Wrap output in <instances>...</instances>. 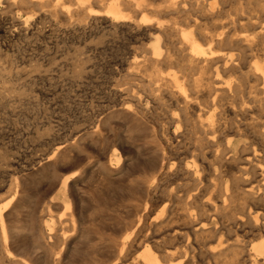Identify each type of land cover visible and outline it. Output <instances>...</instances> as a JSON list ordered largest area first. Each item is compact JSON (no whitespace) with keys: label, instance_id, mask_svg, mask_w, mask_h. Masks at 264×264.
<instances>
[{"label":"bare ground","instance_id":"1","mask_svg":"<svg viewBox=\"0 0 264 264\" xmlns=\"http://www.w3.org/2000/svg\"><path fill=\"white\" fill-rule=\"evenodd\" d=\"M4 1L8 6L29 9L21 16L24 25L41 13L74 28H131L153 41L151 46L143 43L129 61L127 78L140 79L143 90L149 95L156 92V100L164 107L165 119L156 129L158 154L154 156L161 157L160 171L140 184L145 193L152 188L159 195L143 210L134 207L133 218L122 235L111 238L105 247L114 258L109 264H198L197 252L214 264H264V149L251 140L240 147L242 153L247 151L244 157H226L233 151L235 137L245 136L243 130L247 128L241 130L237 124L227 129L229 116H233L230 126L235 121L250 120L247 125L264 140V0ZM137 91L133 98L139 101ZM129 109L124 108L130 116L136 115ZM102 130L97 125L90 134L99 138ZM187 133L198 144L193 147L191 161L184 163L175 158L178 149L173 144ZM75 144H57L46 155L45 166L56 170ZM202 144L211 149L209 156ZM125 157V152L119 154L113 149L104 170L116 174ZM240 159L243 163L238 162ZM75 162L68 168L77 167ZM251 172L257 176L248 178ZM81 176L75 172L72 177L50 178L48 188L41 192L32 189L34 177H16L5 183L0 180L4 183L0 191L6 188L0 192V264H75L74 256L80 251L76 246L83 234L82 228L78 231L76 215L70 213L71 189ZM59 187L63 188L62 203H56L53 196ZM33 198L37 207L24 229L25 242L18 216ZM53 210L60 214L53 216ZM237 226H248L251 236L241 235V227L239 235ZM102 259L99 264H108Z\"/></svg>","mask_w":264,"mask_h":264},{"label":"rangeland","instance_id":"2","mask_svg":"<svg viewBox=\"0 0 264 264\" xmlns=\"http://www.w3.org/2000/svg\"><path fill=\"white\" fill-rule=\"evenodd\" d=\"M26 12L29 9L24 6H8L4 0H0V180L5 183L16 177H34L33 183L36 186L32 183V189L41 192L48 188L47 181L72 177L75 172H81L83 179L77 180L71 189L74 206L71 205L70 213L76 215L77 225L80 224L78 231L81 228L83 231V237L78 239L80 242L76 246L80 251L74 256V260H77L75 264H99L103 257L102 260L109 264L114 258L106 251V245L122 235L125 225L133 218L134 207L140 206L143 210L147 202H154L159 195L152 188L145 193L143 188L140 189V184L145 177H154L160 171L161 157L154 156L158 154L156 129L165 119L164 107L156 100V92L149 95V92L143 90L140 79L127 78L130 70L128 66L134 55L141 51L143 43L151 46L153 41L135 29L111 28L109 25L74 28L60 25L50 16L41 13L24 25L21 24V16ZM138 88L140 91H137ZM136 91L139 101L133 98ZM127 106H130V114L135 113L136 118L124 110ZM127 117H134L133 125ZM232 117H228L227 129H234L237 124L241 130L247 128L243 130L245 136L235 137L233 151L226 157H244L247 151L242 153L240 147L251 140L254 145L258 143L257 147L264 149V140L247 125L250 120H241L239 123L235 121L230 126L229 119L232 120ZM97 125L103 129L102 135L94 138L90 132ZM195 139L187 133L174 141L173 145L178 149L175 156L177 160L184 163L191 161L193 147L198 144ZM73 142H76L75 146L67 151L65 159L58 162L56 170L45 166L46 155L57 144ZM202 147L209 156L211 149L204 144ZM113 149L119 154L125 152L126 157L122 158L116 174L115 171L108 174L104 170V163L113 155ZM74 162L77 167L69 169ZM238 162L243 163L241 159ZM254 175L257 176L251 172L248 178ZM3 189L0 192H6V188ZM133 195L138 197L135 199ZM53 196L56 203H62L63 188L59 187ZM31 202L21 210L19 220L17 218L18 225L23 228L20 231L21 240L25 242L27 238L24 229L30 214L37 207L35 198ZM53 211V216L60 214L59 210ZM240 227L243 233L238 230ZM235 229L238 234L251 236L248 226H237ZM80 243L85 244L81 247ZM196 255L201 264H205V261L206 264H214L206 260L204 255H198V252Z\"/></svg>","mask_w":264,"mask_h":264}]
</instances>
